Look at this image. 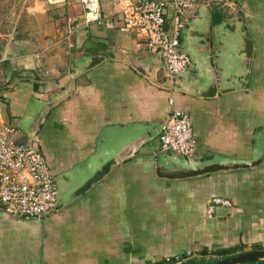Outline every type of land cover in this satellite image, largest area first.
Masks as SVG:
<instances>
[{
  "label": "crops",
  "instance_id": "1",
  "mask_svg": "<svg viewBox=\"0 0 264 264\" xmlns=\"http://www.w3.org/2000/svg\"><path fill=\"white\" fill-rule=\"evenodd\" d=\"M234 1L236 14L215 4L207 7L216 34L223 26L233 36L240 29L251 38L248 78L241 91L205 98L191 92L203 79L200 70L185 72L176 86L167 82L162 58L125 29L122 0H99L102 24H86L76 0L51 7L48 0H31L33 23L29 19L22 30L15 23L0 56V129L9 125L13 139L24 140L18 124L31 101H48L73 85L36 134L55 178L77 165L95 169L107 153L139 134L151 136L89 191L59 201L58 210L40 220L15 219L0 207V264H175L179 258L184 264L215 257L211 252L220 248L264 246V161L192 178L157 175L163 154L159 135L170 100L195 116L193 160L249 162L262 151L255 137L264 129V0ZM223 45L214 42L218 52ZM23 48L28 52H13ZM94 55L105 58L76 75ZM120 56L152 62L150 76ZM22 76L32 79H17ZM243 78L237 71L232 79ZM213 196L231 200L232 207L209 215L206 206Z\"/></svg>",
  "mask_w": 264,
  "mask_h": 264
},
{
  "label": "built area",
  "instance_id": "2",
  "mask_svg": "<svg viewBox=\"0 0 264 264\" xmlns=\"http://www.w3.org/2000/svg\"><path fill=\"white\" fill-rule=\"evenodd\" d=\"M66 0H48L60 4ZM84 8L86 24H102L99 0H76ZM120 14L126 30L145 41L152 55L162 58L169 84L176 86L177 77L191 65L189 55L180 44L181 31L200 6L227 8L236 11L234 0H122ZM170 20V22H169ZM14 128L0 129V205L15 219H37L59 208V189L42 152L38 137L13 139ZM160 152L191 158L195 154L196 137L193 120L185 110L176 109L172 100L159 135ZM231 200L213 196L207 202V212L232 207ZM181 258L175 264H181Z\"/></svg>",
  "mask_w": 264,
  "mask_h": 264
},
{
  "label": "water",
  "instance_id": "3",
  "mask_svg": "<svg viewBox=\"0 0 264 264\" xmlns=\"http://www.w3.org/2000/svg\"><path fill=\"white\" fill-rule=\"evenodd\" d=\"M202 8V16L198 18L195 17L196 19L193 20L192 25L188 26V36L189 39H191L193 42H189V47H191V49L194 51L195 58L199 64L198 66L200 68V72L203 76L200 85L197 86L195 83L196 87L191 92L199 97L211 98L217 96L220 92L225 93L230 91H236L244 87V83L248 78L251 58L253 54V43L246 32L241 31L240 29L236 30L238 33V36H235V38H237L236 47L237 45L240 46L238 50L236 48L238 54L236 59V66L230 69V76L233 77L238 70L239 73L244 76V78L240 82V85L237 87H223L219 89L220 82L218 78V72L215 68L216 64L214 58L217 55L221 56L222 54L214 48V41L212 38L211 29L212 26H215V24L212 23L209 9L207 6H202ZM107 54L111 56L109 52H107ZM104 58L105 56L100 55L87 57L85 65L81 69L77 70L76 75L89 68H92ZM120 58L132 64V66L138 72L144 74L145 76H150L152 67L154 65L152 62H145L147 60H131L126 56H120ZM213 62L215 66L213 65ZM164 72L167 82L169 83V80L166 75L165 65ZM185 72L180 74L177 77V80H179V78ZM193 85L194 84H192V86ZM72 86L73 85H71L68 90L51 97L48 101L40 103V106H38L37 108L38 111L33 120V123L31 124L29 131L25 133L26 136L32 137L37 134L49 111L61 100L66 98V96L71 91ZM150 136L151 132H144L142 134H139L129 144L119 147L115 152L107 153L106 158L103 160V162L99 163L97 168L90 170L84 179L79 180L77 186L69 193V201H73L85 192L89 191L95 184H97L105 176H107L115 165L133 156ZM179 157L183 159L181 164L169 163L168 165H165L162 163V160L159 159L157 162V175L159 177L168 179H184L211 174L219 171L248 169L257 166L262 161H264V151H261L257 158L249 162H225L216 157L210 160L201 159L196 161L193 160L194 157ZM0 207L4 209V206L0 205ZM261 261H264V250L242 252L235 256L226 257L210 264H257Z\"/></svg>",
  "mask_w": 264,
  "mask_h": 264
},
{
  "label": "rangeland",
  "instance_id": "4",
  "mask_svg": "<svg viewBox=\"0 0 264 264\" xmlns=\"http://www.w3.org/2000/svg\"><path fill=\"white\" fill-rule=\"evenodd\" d=\"M29 3H31V0H0V56L2 53H5V46H6L7 41L9 40V35L15 34V33H12V27L15 25V23H18L21 25V30L24 28V25L27 24L29 19H30L31 24L33 23L31 21V18L28 16ZM56 5L57 4H47L48 7L56 6ZM236 8H237V5H236ZM237 11H235L234 14H236ZM188 26L189 25L187 23L184 27L185 29L182 31V36H181L182 40L180 44H182L184 51L188 53L191 59V65L187 69V71H189L190 74H194V73H199L200 68L195 58L194 51L191 49V47H189L188 30L186 29L188 28ZM214 33H215V27L213 26L211 29L213 41L216 43V40H217V42L224 43L223 45L224 48L221 52L222 55L221 56L217 55L214 58V61L216 64V70L219 73V77H220V84L222 87H227V88L237 87L240 85L241 81L232 79L233 77L230 76L231 74L230 69L236 66V59L238 55L237 50L239 49L240 45H237L236 47L237 38H235V36H233V34L230 33V30L225 29L223 26H221L217 34L216 33L214 34ZM33 37H34V34H33ZM33 37H32V40H34ZM225 46L227 48H225ZM28 50L29 49H26V48L13 49V52L18 53V51H20L22 53H26L28 52ZM3 78H4V68L2 65H0V91L2 87ZM28 78L32 79V77L30 76H25V77L22 76L17 79L22 81L23 79L27 80ZM236 91H241V89L236 90ZM3 99H4L3 96H1L0 97L1 102H3ZM38 106H40V103L35 101V99L31 101V106L29 110H26L23 117L20 119V124H18V127L23 133H26L29 131V128L31 124L33 123V120L37 114ZM192 112L193 111H191V114ZM192 120H193V124L195 125L196 124L195 116H193ZM42 126L38 130L40 133L43 131V130L40 131L42 129ZM255 144L258 145L257 150H262V152L264 151V129H262L261 132H259V134L256 135ZM159 159L162 160V163L165 165H168L169 163L181 164L183 161L182 158L172 153L171 154H160ZM88 172L89 171H87L86 165L84 166L77 165L72 170H68L67 172H64L56 176L57 178H55V180L57 179L56 182H57L58 189H59V201L61 202L69 201V193L77 186V184L79 183V180H82L86 177ZM261 247H262L261 250H264V246H261ZM251 248L245 247L244 250L250 251ZM210 257L209 258L206 257L203 263L207 264L208 262H211L212 260L218 258L217 256L211 257V258Z\"/></svg>",
  "mask_w": 264,
  "mask_h": 264
},
{
  "label": "trees",
  "instance_id": "5",
  "mask_svg": "<svg viewBox=\"0 0 264 264\" xmlns=\"http://www.w3.org/2000/svg\"><path fill=\"white\" fill-rule=\"evenodd\" d=\"M245 246L242 245V246H238V247H228V248H220V249H216L214 251L211 252V254L213 255H216L218 258L217 259H214L212 260L211 262H208L207 264H210V263H213L220 260V259H223V258H226V257H230V256H235L239 253H242V252H247L244 250ZM262 247L261 246H252L251 250L250 251H254V250H261ZM203 253H208L206 251H204ZM184 264H204L202 261H197V259L193 258V259H190V260H187ZM257 264H264V261H261Z\"/></svg>",
  "mask_w": 264,
  "mask_h": 264
}]
</instances>
